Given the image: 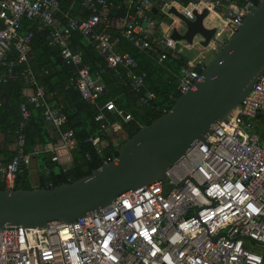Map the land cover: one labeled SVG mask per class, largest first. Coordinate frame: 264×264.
<instances>
[{
  "label": "built area",
  "instance_id": "built-area-1",
  "mask_svg": "<svg viewBox=\"0 0 264 264\" xmlns=\"http://www.w3.org/2000/svg\"><path fill=\"white\" fill-rule=\"evenodd\" d=\"M258 1L81 0L87 15L65 16L60 21L56 16L59 0H0V81L14 77V66L25 64L19 74L30 87L26 102L41 108L43 120L57 131L50 157L55 161L69 158L76 140L70 128H63L66 116L61 107L48 102L45 87L36 82L27 65L32 31H19L22 17L39 21V28H48L49 43L75 68L70 83L83 99L96 104L106 87L91 75L82 53L71 46L74 33L87 37L108 67L123 69L125 83L135 93L144 87L146 72L136 70L131 54L117 50L118 40L109 27L116 26L122 37L159 63L168 55L186 57L176 77L178 94L195 86L210 54L218 51ZM171 7L190 20L196 18L195 12L207 11L202 24L215 29L207 45L200 44L204 38L199 33L192 42L171 36L174 28L179 33L185 31V26L180 29L175 24L182 21ZM121 9L122 16L109 15L110 10ZM198 47L200 52L193 55ZM176 94L171 95L170 105ZM154 97V92L144 91L139 99L147 102ZM97 108L95 120L101 122V133L90 140L101 155L109 142L114 149L120 143L109 129H120L121 124L109 122L107 113L124 121L131 115L117 108L113 100L97 104ZM20 114L14 153L7 162L0 161V181L6 188H14L17 172L31 162L20 131L30 114L24 103ZM262 135L264 73L205 141L190 145L166 169L165 181L140 186L71 222L0 228V264H264ZM116 159V152L102 155V163Z\"/></svg>",
  "mask_w": 264,
  "mask_h": 264
},
{
  "label": "water",
  "instance_id": "water-1",
  "mask_svg": "<svg viewBox=\"0 0 264 264\" xmlns=\"http://www.w3.org/2000/svg\"><path fill=\"white\" fill-rule=\"evenodd\" d=\"M170 11L185 23L183 33L172 30L173 38L192 42L199 33L204 38L200 44L207 45L215 29L202 24L206 10L195 12L194 20L174 7ZM263 73L264 0H259L236 31L221 42L195 86L174 95L166 111L121 140L115 147V161L101 163L86 175L51 186L0 187V228L71 222L140 186L165 181L166 169L190 145L205 141V136L240 103Z\"/></svg>",
  "mask_w": 264,
  "mask_h": 264
},
{
  "label": "trees",
  "instance_id": "trees-1",
  "mask_svg": "<svg viewBox=\"0 0 264 264\" xmlns=\"http://www.w3.org/2000/svg\"><path fill=\"white\" fill-rule=\"evenodd\" d=\"M59 7L64 17H83L88 13L82 8L81 0H59ZM123 14L122 9L109 12L110 16L116 18ZM38 26L37 20L27 17H22L20 20V32L32 31L27 65L31 68L36 82L45 87L48 102L61 107V111L66 116L63 128H70L73 131L76 145L71 150V161L64 165L52 160L48 151H37L39 146L54 143L55 138L46 127V122L42 118V109L26 102L23 88L27 84L19 74L25 64L14 66L16 73L14 77L0 81V138L4 137L6 141L15 140V131L22 120L20 104L24 103L30 114L20 130L24 137L23 148L31 158H42L45 166L39 172L37 186H49L72 181L92 172L102 163V155L108 156L116 152L109 142L100 155L90 140L94 135L101 133L99 130L101 122L95 120L98 112L97 104L113 100L117 108L131 115V119L124 121L115 113L108 112L109 122L118 121L126 136L134 134L142 124L149 123L162 113L163 108L170 107L171 95L177 93L175 88L177 73L179 67L186 63V57L168 55L159 63L122 37L117 28L109 27L107 30L118 40L117 50L131 54L137 62L136 70L146 72L144 87L139 93H135L131 92L125 83L127 78L123 69L108 67L93 43L87 37L74 33L73 36L80 45V52L89 66L91 75L99 77L106 87V91L97 103L91 104L83 99L79 91L70 83L75 76V68L64 61L56 46L49 43L48 28ZM144 91L154 92L155 97L147 102L140 101L139 96ZM262 137L264 138V135ZM13 153L14 151H6L0 146V161L7 162ZM0 187H4L1 181ZM29 187H33L29 166H23L16 174L14 188Z\"/></svg>",
  "mask_w": 264,
  "mask_h": 264
},
{
  "label": "crops",
  "instance_id": "crops-1",
  "mask_svg": "<svg viewBox=\"0 0 264 264\" xmlns=\"http://www.w3.org/2000/svg\"><path fill=\"white\" fill-rule=\"evenodd\" d=\"M83 8V6H82ZM81 8V9H82ZM84 9V8H83ZM57 18L60 20V21H64L65 20V17L61 15V11H60V7H58V12L56 14ZM178 22H175V24H177ZM178 25V24H177ZM115 28H117L116 26H114ZM75 35V34H74ZM71 46L74 47L75 49L79 50L80 51V45L79 43H77V39L74 38V36L71 38ZM194 52L197 54L200 52V47L196 48V50H194ZM192 52L193 55H195V53ZM28 92H30V87H28V85H26L24 88H23V94L25 96V94H27ZM50 96V95H48ZM116 125V124H115ZM46 127L47 129L50 131L51 135H53V137L55 138V141H56V135H57V131L53 130L50 126H48L46 124ZM117 127V126H115ZM122 127V126H121ZM120 130H123V128H120ZM124 131V130H123ZM0 146H1V149H5L6 151H10V152H13L14 151V140L12 141H6L4 137L0 138ZM53 143H50V144H47L46 146H39L37 148V151L38 152H42L43 150H46L49 152V149L51 148ZM71 161V156L68 158L66 156H62V158L58 161L59 163L61 164H64V165H67L69 164ZM45 165L43 164V160L41 157H32L31 158V162H30V165H29V175H30V181H31V184L33 186H37V181H38V176H39V172L42 170V168L44 167Z\"/></svg>",
  "mask_w": 264,
  "mask_h": 264
},
{
  "label": "rangeland",
  "instance_id": "rangeland-1",
  "mask_svg": "<svg viewBox=\"0 0 264 264\" xmlns=\"http://www.w3.org/2000/svg\"><path fill=\"white\" fill-rule=\"evenodd\" d=\"M177 24H178L177 26H178L180 29H183V27L185 26V23L180 22V21H179ZM194 53H195V52H194ZM210 56H213V54H210ZM109 131H110V133H111L113 136L116 137V139H117L118 141H121V140H122V137H123V138L126 137V136H125V135H126V134H125V131L118 129L117 127H116V129L110 128Z\"/></svg>",
  "mask_w": 264,
  "mask_h": 264
}]
</instances>
